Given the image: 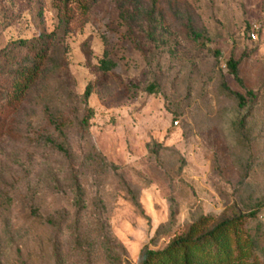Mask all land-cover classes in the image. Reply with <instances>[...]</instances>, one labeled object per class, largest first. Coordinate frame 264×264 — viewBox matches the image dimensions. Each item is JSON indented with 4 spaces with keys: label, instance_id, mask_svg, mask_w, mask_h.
Segmentation results:
<instances>
[{
    "label": "rangeland",
    "instance_id": "obj_1",
    "mask_svg": "<svg viewBox=\"0 0 264 264\" xmlns=\"http://www.w3.org/2000/svg\"><path fill=\"white\" fill-rule=\"evenodd\" d=\"M226 218L221 264H264V0H0V264H139Z\"/></svg>",
    "mask_w": 264,
    "mask_h": 264
},
{
    "label": "trees",
    "instance_id": "obj_2",
    "mask_svg": "<svg viewBox=\"0 0 264 264\" xmlns=\"http://www.w3.org/2000/svg\"><path fill=\"white\" fill-rule=\"evenodd\" d=\"M249 34V33H248ZM42 35L32 38H21L18 43L27 46L29 51H34L31 64L18 67L12 75L7 77L8 82L6 90L7 103H15L19 96L23 94L32 80L35 79L40 68V61L46 53V46L42 40ZM226 64L230 72L235 78L240 80L237 72V61L230 57ZM252 94V91H247ZM3 94V93H2ZM88 94V90L86 91ZM239 103H244V95L236 93ZM236 228V222L233 218H226L215 223L208 231L191 238L189 234L179 235L172 239L170 243L161 249L145 247L142 250L139 264H221V255L227 253L231 249V240L229 230ZM198 252L215 255L217 261L203 263ZM238 264H254L252 261H239Z\"/></svg>",
    "mask_w": 264,
    "mask_h": 264
},
{
    "label": "built area",
    "instance_id": "obj_3",
    "mask_svg": "<svg viewBox=\"0 0 264 264\" xmlns=\"http://www.w3.org/2000/svg\"><path fill=\"white\" fill-rule=\"evenodd\" d=\"M255 27H256V24H253L252 28L249 31V36L251 38H256V33H255V29H254Z\"/></svg>",
    "mask_w": 264,
    "mask_h": 264
}]
</instances>
